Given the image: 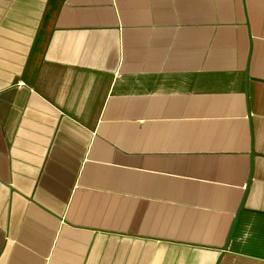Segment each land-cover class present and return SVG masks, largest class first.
<instances>
[{
  "label": "crops",
  "instance_id": "crops-1",
  "mask_svg": "<svg viewBox=\"0 0 264 264\" xmlns=\"http://www.w3.org/2000/svg\"><path fill=\"white\" fill-rule=\"evenodd\" d=\"M0 264H264V0H0Z\"/></svg>",
  "mask_w": 264,
  "mask_h": 264
}]
</instances>
